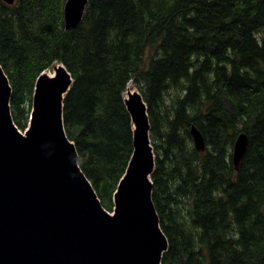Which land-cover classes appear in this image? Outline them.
Instances as JSON below:
<instances>
[{"label":"trees","instance_id":"obj_1","mask_svg":"<svg viewBox=\"0 0 264 264\" xmlns=\"http://www.w3.org/2000/svg\"><path fill=\"white\" fill-rule=\"evenodd\" d=\"M66 1L0 0V63L17 127L30 122L39 76L63 63L73 79L66 134L112 211L134 151L124 96L133 82L156 154L153 201L169 242L162 264H264V0H89L68 30Z\"/></svg>","mask_w":264,"mask_h":264},{"label":"water","instance_id":"obj_2","mask_svg":"<svg viewBox=\"0 0 264 264\" xmlns=\"http://www.w3.org/2000/svg\"><path fill=\"white\" fill-rule=\"evenodd\" d=\"M88 1H66L67 30L82 21ZM56 68L54 78L39 76L31 127L23 133L13 120L12 87L0 63V264H162L169 242L152 198L156 161L141 92L125 97L134 151L109 211L66 134L64 99L73 79L64 64ZM191 132L196 149L205 151L201 131ZM247 147L242 132L233 147L237 170Z\"/></svg>","mask_w":264,"mask_h":264},{"label":"bare ground","instance_id":"obj_3","mask_svg":"<svg viewBox=\"0 0 264 264\" xmlns=\"http://www.w3.org/2000/svg\"><path fill=\"white\" fill-rule=\"evenodd\" d=\"M57 66L60 67L61 64L56 65V66L53 68V70H54L53 72H51V71H47V70H46V71H44L41 75H43V76H45V77H47V78H50V79H51V78H54L55 75H56V70H57L56 67H57ZM49 70H51V69H49ZM51 73H53V74H51ZM131 83H133V82H131ZM131 83H130V84H131ZM130 84H129V85H130ZM130 86H131V85H130ZM130 86H129V90L127 89L128 91H127V93H126V95H127L126 98H129L130 93L135 92V91H138V90L130 91V90H134L133 88H135L133 85H132L131 87H130ZM193 127H196V126H193ZM193 127H192V128H193ZM196 128H197V127H196ZM199 130H200V129H199ZM131 158H132V157H131ZM130 161H131V160H130ZM233 161H234V159H233ZM129 164H130V162H129ZM128 167H129V165H128ZM128 167H127V169H128ZM127 169H126V171H127ZM125 173H126V172H125ZM125 173H124V174H125ZM123 176H124V175H123ZM123 176H122V177H123ZM120 180H121V179H120ZM119 183H120V181H119ZM118 185H119V184H118ZM117 188H118V187H117ZM116 192H117V189H116ZM116 192H115V193H116ZM114 196H115V194H114ZM152 198H153V194H152ZM153 203H154V201H153ZM154 205H155V203H154ZM155 208H156V206H155ZM156 211H157V209H156ZM157 214H158V211H157ZM158 216H159V214H158Z\"/></svg>","mask_w":264,"mask_h":264},{"label":"rangeland","instance_id":"obj_4","mask_svg":"<svg viewBox=\"0 0 264 264\" xmlns=\"http://www.w3.org/2000/svg\"><path fill=\"white\" fill-rule=\"evenodd\" d=\"M55 66H56V64L50 68L51 70H47V71H51V72H53L54 70H53L52 68H54ZM51 74H53V73H51ZM130 83H131V82H130ZM130 83H129V84H130ZM129 84H128V90H129V86H130V85L132 86V83H131L130 85H129ZM133 85H134V84H133ZM131 86H130V87H131ZM134 86H135V85H134ZM133 89H134V90H130V91L138 90L136 87L133 88ZM128 90H126L125 93H124V96H125V97H127L126 93H127ZM30 108H31V109L33 108V104H32V106H31ZM29 123H30V122H29ZM29 123H28V125H29ZM193 126H195V125H193ZM193 126H192V127H193ZM27 127H28V126H27ZM196 127H197V126H196ZM197 128H198V127H197ZM26 129H27V128H26ZM26 129H25V130H26ZM198 129H199V128H198ZM25 130H24V131H25ZM191 130H192V129H191ZM24 131H22V132L25 133ZM159 142H160V141H159ZM154 156H155V161H156V154H155V153H154ZM161 156H162V155H161ZM240 166H241V165H240ZM113 199H114V198H113ZM113 207H114V201H113ZM112 210H113V209H112Z\"/></svg>","mask_w":264,"mask_h":264}]
</instances>
